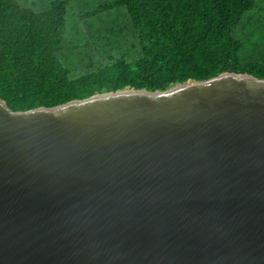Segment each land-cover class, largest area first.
Segmentation results:
<instances>
[{
  "label": "water",
  "instance_id": "obj_1",
  "mask_svg": "<svg viewBox=\"0 0 264 264\" xmlns=\"http://www.w3.org/2000/svg\"><path fill=\"white\" fill-rule=\"evenodd\" d=\"M0 264H264V78L0 98Z\"/></svg>",
  "mask_w": 264,
  "mask_h": 264
},
{
  "label": "trees",
  "instance_id": "obj_2",
  "mask_svg": "<svg viewBox=\"0 0 264 264\" xmlns=\"http://www.w3.org/2000/svg\"><path fill=\"white\" fill-rule=\"evenodd\" d=\"M67 0L35 11L0 0V98L12 110L55 106L126 86L165 90L221 72L264 78V58L242 62L232 30L254 0H118L126 8L140 54L69 76L57 51Z\"/></svg>",
  "mask_w": 264,
  "mask_h": 264
},
{
  "label": "rangeland",
  "instance_id": "obj_3",
  "mask_svg": "<svg viewBox=\"0 0 264 264\" xmlns=\"http://www.w3.org/2000/svg\"><path fill=\"white\" fill-rule=\"evenodd\" d=\"M18 1L35 11H43L53 0ZM64 6V31L57 57L69 76L95 70L115 58L129 61L139 56L136 32L126 8L118 0H67ZM232 34L242 42L239 51L242 62L264 58V0H254Z\"/></svg>",
  "mask_w": 264,
  "mask_h": 264
}]
</instances>
